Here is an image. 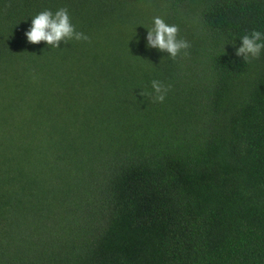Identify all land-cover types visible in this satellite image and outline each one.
<instances>
[{"label": "trees", "instance_id": "1", "mask_svg": "<svg viewBox=\"0 0 264 264\" xmlns=\"http://www.w3.org/2000/svg\"><path fill=\"white\" fill-rule=\"evenodd\" d=\"M61 8L89 40L28 43ZM155 17L187 56L147 47ZM252 31L264 0H0V264H264Z\"/></svg>", "mask_w": 264, "mask_h": 264}, {"label": "clouds", "instance_id": "2", "mask_svg": "<svg viewBox=\"0 0 264 264\" xmlns=\"http://www.w3.org/2000/svg\"><path fill=\"white\" fill-rule=\"evenodd\" d=\"M153 28L147 32V47L167 53L175 60L181 53L188 55L191 44L178 39L179 28L177 25H169L161 17H155ZM28 43L40 44L45 42L52 48H60L61 42L65 45L69 41H88L89 37L75 29L71 22L66 8H61L53 13L51 10H44L32 18L31 27L25 32ZM242 46L236 50V56L242 57L244 61L258 59L261 51L264 50V34L260 31H252L250 35L241 38ZM152 92H141V96L152 97L153 102H164L170 85L166 86L158 80H153Z\"/></svg>", "mask_w": 264, "mask_h": 264}]
</instances>
